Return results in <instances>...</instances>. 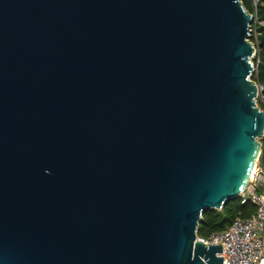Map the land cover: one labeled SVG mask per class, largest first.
<instances>
[{
  "label": "water",
  "instance_id": "1",
  "mask_svg": "<svg viewBox=\"0 0 264 264\" xmlns=\"http://www.w3.org/2000/svg\"><path fill=\"white\" fill-rule=\"evenodd\" d=\"M251 21L242 0H0V264H222L197 228L261 150Z\"/></svg>",
  "mask_w": 264,
  "mask_h": 264
},
{
  "label": "built area",
  "instance_id": "2",
  "mask_svg": "<svg viewBox=\"0 0 264 264\" xmlns=\"http://www.w3.org/2000/svg\"><path fill=\"white\" fill-rule=\"evenodd\" d=\"M257 1L252 0L254 10L249 26L250 34L255 37L256 26L264 25V17L257 14ZM257 61L258 58L254 61L255 71ZM261 151L262 145L246 187L240 192L241 201L249 198L255 209L248 215H236L228 226L203 237L208 242H220L222 251L217 254L222 255V264H264V163L260 159Z\"/></svg>",
  "mask_w": 264,
  "mask_h": 264
},
{
  "label": "trees",
  "instance_id": "3",
  "mask_svg": "<svg viewBox=\"0 0 264 264\" xmlns=\"http://www.w3.org/2000/svg\"><path fill=\"white\" fill-rule=\"evenodd\" d=\"M244 6L253 11L252 0H242ZM257 14L264 17V0L257 1ZM257 35L250 34V39L254 40L257 46V53L254 61L258 58L256 71L252 77L261 85L259 106L264 109V25L256 26ZM256 63V62H255ZM262 151L260 155L261 161L264 163V136L261 137ZM255 209V204L249 198L241 201V196L228 199L220 209L207 208L202 212L201 219L198 224L197 234L201 237H208L212 232L221 230L229 225L236 215H248Z\"/></svg>",
  "mask_w": 264,
  "mask_h": 264
},
{
  "label": "rangeland",
  "instance_id": "4",
  "mask_svg": "<svg viewBox=\"0 0 264 264\" xmlns=\"http://www.w3.org/2000/svg\"><path fill=\"white\" fill-rule=\"evenodd\" d=\"M256 45V44H255ZM256 49H257V46H256ZM255 55L256 54H254V57H255ZM254 57H252V59H254ZM255 72V70L253 71V73ZM260 98V94H258V96H257V104L259 105V103H258V99ZM262 136H264V135H261V137ZM261 137H259V139H260V141H261ZM261 145H262V143H261Z\"/></svg>",
  "mask_w": 264,
  "mask_h": 264
}]
</instances>
